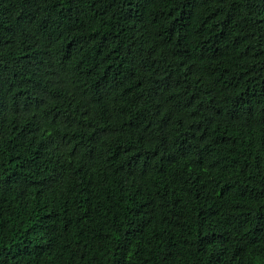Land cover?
Instances as JSON below:
<instances>
[{"label":"trees","instance_id":"16d2710c","mask_svg":"<svg viewBox=\"0 0 264 264\" xmlns=\"http://www.w3.org/2000/svg\"><path fill=\"white\" fill-rule=\"evenodd\" d=\"M0 264H264V0H0Z\"/></svg>","mask_w":264,"mask_h":264}]
</instances>
